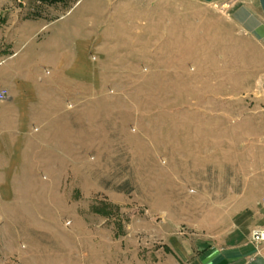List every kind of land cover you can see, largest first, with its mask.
Segmentation results:
<instances>
[{"label": "rangeland", "instance_id": "rangeland-1", "mask_svg": "<svg viewBox=\"0 0 264 264\" xmlns=\"http://www.w3.org/2000/svg\"><path fill=\"white\" fill-rule=\"evenodd\" d=\"M2 89L0 264L224 242L264 152V52L216 3L0 0Z\"/></svg>", "mask_w": 264, "mask_h": 264}, {"label": "crops", "instance_id": "crops-1", "mask_svg": "<svg viewBox=\"0 0 264 264\" xmlns=\"http://www.w3.org/2000/svg\"><path fill=\"white\" fill-rule=\"evenodd\" d=\"M210 1L264 52V0ZM261 156L258 164L237 174L235 201L230 205L234 209L232 227L222 236L224 242L185 246L174 239L168 244L173 257L188 259L189 264H264V240L254 241L251 236L254 229H264V152Z\"/></svg>", "mask_w": 264, "mask_h": 264}, {"label": "built area", "instance_id": "built-area-1", "mask_svg": "<svg viewBox=\"0 0 264 264\" xmlns=\"http://www.w3.org/2000/svg\"><path fill=\"white\" fill-rule=\"evenodd\" d=\"M6 96L5 90H0V99H4ZM261 204L264 206V196L261 198ZM252 239L254 241H263L264 240V229H254L251 233Z\"/></svg>", "mask_w": 264, "mask_h": 264}]
</instances>
